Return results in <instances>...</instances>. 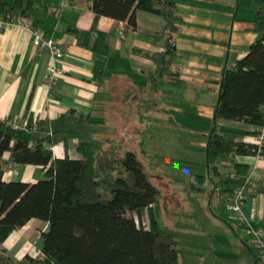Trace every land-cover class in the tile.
Returning <instances> with one entry per match:
<instances>
[{
  "label": "crops",
  "instance_id": "1",
  "mask_svg": "<svg viewBox=\"0 0 264 264\" xmlns=\"http://www.w3.org/2000/svg\"><path fill=\"white\" fill-rule=\"evenodd\" d=\"M174 1L180 16L175 52L163 80L153 86L155 64L144 52L163 49L151 37L164 27L161 16L138 11L133 30L125 21L106 16L95 20L89 0H31L33 11L27 18L31 27L20 24L24 17L17 11L12 14L14 22L0 31V119L40 135L52 134L53 155L70 158L81 156L77 147L83 142L96 148L111 143L113 148L134 150L137 157L151 156L145 139L154 137L152 132L209 126L214 122L224 68L244 56L257 37L260 0ZM35 31L58 39L63 52V72L51 99L46 86L52 57L47 51L37 53ZM216 124L227 131L225 136L254 142L255 134L248 132H256V126L221 118ZM9 160L10 152L0 157V163ZM235 162L249 168L243 217H234L242 232L243 224L264 227V156L220 158V177L234 174ZM206 171L203 185L196 183L193 189L215 198L218 205L223 194L219 177L211 175L208 166ZM43 173L40 165L7 166L4 179L33 183ZM44 228L46 223L31 219L0 244V254L17 264H31L24 256L39 255ZM246 238L238 242L237 262L230 264H258L253 241L250 246ZM191 240L189 256L198 259V248ZM28 245L33 250L27 252ZM178 258L179 264L181 259L186 263L179 251Z\"/></svg>",
  "mask_w": 264,
  "mask_h": 264
},
{
  "label": "trees",
  "instance_id": "2",
  "mask_svg": "<svg viewBox=\"0 0 264 264\" xmlns=\"http://www.w3.org/2000/svg\"><path fill=\"white\" fill-rule=\"evenodd\" d=\"M95 20L106 16L125 21L137 29V13L159 15L164 27L151 33L161 42V51L144 54L155 64L153 86L164 77L174 55L175 34L180 16L174 0H89ZM30 17L31 0H0V16L6 20L14 12ZM255 20L257 37L247 53L221 77L214 122L208 133L205 163L211 175L219 177L220 192L233 193L245 184L249 165L233 163L234 174L220 177V158L256 155L258 146L235 140L217 126L225 119L260 126L264 123V0H260ZM171 81L179 82L177 78ZM230 133H238L230 131ZM256 134V132H248ZM52 134L40 135L29 128L0 119V157L10 152V160L0 163V244L31 219L46 223L41 231L38 256L25 255L31 264H179L176 241L159 228L156 211L160 192L142 168L134 150L93 147L83 142L79 158L56 157ZM260 154L264 156V146ZM40 165L43 177L36 182L7 181L5 167ZM148 209L149 227L129 214L140 216ZM0 264H14L0 256Z\"/></svg>",
  "mask_w": 264,
  "mask_h": 264
},
{
  "label": "rangeland",
  "instance_id": "3",
  "mask_svg": "<svg viewBox=\"0 0 264 264\" xmlns=\"http://www.w3.org/2000/svg\"><path fill=\"white\" fill-rule=\"evenodd\" d=\"M211 123L213 119L204 128L193 124L185 131L152 132L154 137L145 139V150L151 156L143 157L140 153L137 157L160 192L152 210L156 211L159 228L173 235L181 258L186 261L181 259L182 264H230L238 257L240 240L244 242L247 236L248 245L251 246L252 241L253 246L255 244L253 237L246 233L245 224L242 223L245 227L242 232L239 219L226 209L231 193L222 194L216 205L215 198L211 200V196L205 197L193 189L196 183L203 185V177L207 178L206 144ZM110 146L111 143H104L102 147ZM117 149L125 150L121 146ZM149 212L145 209L139 217L135 213L129 215L140 225L149 227ZM188 240L196 243L198 259L189 256ZM26 249L29 252L33 246L28 245ZM253 251L255 253V248Z\"/></svg>",
  "mask_w": 264,
  "mask_h": 264
},
{
  "label": "built area",
  "instance_id": "4",
  "mask_svg": "<svg viewBox=\"0 0 264 264\" xmlns=\"http://www.w3.org/2000/svg\"><path fill=\"white\" fill-rule=\"evenodd\" d=\"M14 22V18H10L6 20L3 16H0V31L5 26V24ZM20 24L26 27H31L30 20L27 18H23L22 21H20ZM36 38L38 39V48L37 53L42 54L45 51H47L51 57H52V65L49 69L48 75H47V97L49 99L53 98V96L56 93L57 85L59 83L60 75L63 72V52L59 46L58 39L54 37H46L43 36L42 33L39 31H35ZM15 126H18L15 124ZM253 144L258 146L257 154L261 155L260 150L261 147L264 146V123L257 127L256 134L254 135V142ZM10 167H16L14 164H10ZM247 182L245 181V184L240 186L239 188L235 189V191L232 193L231 198L229 199L226 209L230 210L234 216L242 218V205L243 202L247 196L246 190H247ZM246 226V225H245ZM246 233L253 237V240L255 242L254 248L256 250V259L259 264H264V227H259L257 229L252 228L250 225L246 226Z\"/></svg>",
  "mask_w": 264,
  "mask_h": 264
}]
</instances>
